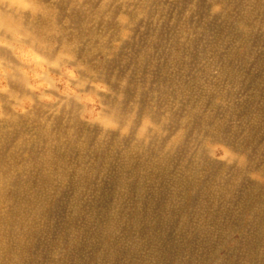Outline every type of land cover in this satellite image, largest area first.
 <instances>
[{"label": "rangeland", "instance_id": "rangeland-1", "mask_svg": "<svg viewBox=\"0 0 264 264\" xmlns=\"http://www.w3.org/2000/svg\"><path fill=\"white\" fill-rule=\"evenodd\" d=\"M36 1L51 40L0 26V179L18 196L0 216L24 244L36 229L3 263L264 264V0Z\"/></svg>", "mask_w": 264, "mask_h": 264}, {"label": "bare ground", "instance_id": "bare-ground-1", "mask_svg": "<svg viewBox=\"0 0 264 264\" xmlns=\"http://www.w3.org/2000/svg\"><path fill=\"white\" fill-rule=\"evenodd\" d=\"M2 1H4L5 3H7L8 6L7 7L3 6L2 5ZM30 1H31L32 7L34 8V10L35 9L37 10V11L35 10L36 12H34V14H32V13L22 14L21 13V9H23V7H22L23 5H21V3L18 2V0H0V26L3 25L4 28H6L7 30L16 31V33H20V34H24L25 32H28V31H36V34L37 35H34L33 38H31L32 36L29 37V39H27L24 42V43H26V44H28L30 46H33L32 40H39V39H43L44 40L45 38H46V41L47 40H51V36L49 35L48 32H52V30H54L56 28V25L58 23V18L59 17L58 18L56 16L43 17L44 14L47 13L46 11L48 9L46 7H44V8L42 7L40 9H38V4H37L38 2L36 0L35 1L34 0H30ZM42 1H44V0H42ZM62 4H64V1H63V3H62L61 0L60 1H56L55 8L59 11V13H62L63 10H64ZM18 12L20 13V14H18L19 16L16 15V13H18ZM15 16L17 17V19H16ZM75 17L73 16V18H71V21L72 22L75 21L74 23H77L78 24V20ZM54 40H56V39H54ZM46 55H47V58H49L50 60H51V58H53V55L51 53H49V55L47 53ZM2 57L6 60V64L5 65H8L9 66L10 64L13 63L12 60L10 59L11 57L9 56V54L7 53V51L0 49V58H2ZM11 70H12V73L10 75H7L6 74L8 81L9 80L12 81L14 79L15 81H18L21 84L22 81H23V79L18 74V72H17L14 64L11 66ZM12 90H13V92H15V91H20L21 89L10 88V92ZM13 92H12V94H13ZM8 93H7V95H8ZM0 94H2V93H0ZM12 96H11V98H12ZM14 96H15V94H14ZM115 108L111 112V115H112V118H113V122L118 123L119 122L118 121L119 120V115H118V112L115 110ZM11 118H10V121L12 123H16V124H19L20 122L25 121V118H20V117L19 118H16V119L15 118L14 119L13 118L11 119ZM34 119L35 118H33V117L32 118L29 117V119H26V121H35L36 119L35 120ZM76 122H77V120L75 121V123ZM132 122L135 123L134 121H132ZM8 139L9 138H7L6 136H4V134H2L0 136V165L3 164L2 163V155H1L2 153L1 152H2V149L5 146V144H6V142H7ZM91 139H92L91 138V135L86 136V140H87L86 143H89V141ZM36 155H37V153L33 150L32 153H31V155H30V157H32V158H30V159H33ZM15 157H13V159ZM260 175L263 176L262 173H260ZM50 178H48V179H46L44 177L38 178V180L35 183L36 187L38 188L39 187L38 185L45 184L44 182L49 183L50 182V180H49ZM8 182L9 181L3 180L2 178L0 179V209L3 208L4 206L10 204L11 202L15 201L16 199H18V196H16L14 194L15 191L12 193V197H10L9 199H7L5 197V191H6L5 189L7 188V185H13V184L8 183ZM21 186L23 187V184H21ZM35 195H37V193ZM29 199H23V204H27L29 207L35 208V205H37L36 202H34V200H32V199L31 200H29ZM14 212H16V211L14 210ZM14 212H12L8 216V218L9 217L13 218L12 216L15 215ZM39 215H40V213L38 212V210H36V212H35V214L33 215L32 218H34V220H35L36 218L40 217ZM8 218H4V217L0 216V264H4L3 263L4 257L1 255L2 254L1 252H5L8 255V257L15 258L16 257L14 255L15 252H29L30 249L32 250L34 248V244H33L34 243V240L33 239L35 237L34 234L36 233V229H33L32 228L31 230H29L27 232V235L29 236L30 244L29 245L24 244L22 240L17 241V235L14 232V230L10 231L11 229L10 230L7 229V227L9 226V224H11V222H13L14 224H17L18 227H19L20 225L23 224V220L22 219L21 220H17V222H16V220H13V219L11 220V218H9V219ZM9 240L10 241L11 240L14 241V247L9 246V244H8ZM18 254L19 253H17V256H18Z\"/></svg>", "mask_w": 264, "mask_h": 264}]
</instances>
